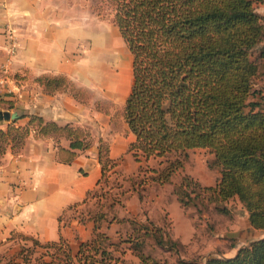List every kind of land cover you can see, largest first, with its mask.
<instances>
[{"label":"trees","instance_id":"trees-1","mask_svg":"<svg viewBox=\"0 0 264 264\" xmlns=\"http://www.w3.org/2000/svg\"><path fill=\"white\" fill-rule=\"evenodd\" d=\"M111 1L113 22L132 55L133 78L122 115L133 135L127 150L138 171L149 173L144 177L153 181L169 182L190 151L203 148L211 156L208 165L220 175L215 184L207 185L182 173L173 188L178 200L184 206L207 207L213 202L217 211L228 213L220 202L237 199L250 224L264 228V96L256 87L258 59L264 57V19L255 5L260 0ZM37 79L49 90L70 89L64 75ZM7 103L14 107L13 101ZM25 115L24 124L16 118L0 127V162L6 145L17 152L32 130L36 135L67 137L68 146L58 144L57 151L65 163L91 145L85 128L34 113L18 117ZM99 160L103 176L111 160L107 147L100 150ZM92 217V235L75 251L62 235L46 242L23 236L31 242L22 244L6 264H137L124 259L122 250L117 253L118 244L101 228L104 219L110 220L102 212ZM125 219L137 231V239L151 236L170 251L183 246L162 226L117 218ZM132 233L120 239L132 240ZM141 244L135 240L131 246L138 264H160ZM37 247L42 249L38 254ZM205 264H264V236L239 246L233 255H210Z\"/></svg>","mask_w":264,"mask_h":264},{"label":"crops","instance_id":"crops-1","mask_svg":"<svg viewBox=\"0 0 264 264\" xmlns=\"http://www.w3.org/2000/svg\"><path fill=\"white\" fill-rule=\"evenodd\" d=\"M93 1L0 0V98L6 100L0 104V110H15L18 116L34 113L58 124L80 126L88 131L92 141L88 148L77 150L69 163L60 161L57 155L58 144L68 146L67 137L36 135L34 130L17 152L10 148L4 152L0 162V262L3 264L15 257L26 243L23 236L46 242L62 235L76 249L81 240L89 238L94 226L93 214L81 218L69 214L64 218L63 215L74 205L84 202L98 184L102 175L100 150L107 147V155L111 158L117 155L119 142L123 144L124 140L127 149L133 138L124 118L118 129L112 111H103L95 104L78 100L68 87L46 89L37 79L43 75H64L76 86L88 90L97 83L117 86L118 78L112 75L108 62L115 56L105 45L107 35L92 7ZM255 5L264 19V0ZM11 35L16 43L12 53L7 51ZM258 65L260 73L256 87L264 93V57L258 59ZM129 90V87L114 89V96H122L124 105ZM92 99L93 102L97 100ZM9 100L14 102V107L8 108ZM18 116L16 123H26L27 115ZM11 120L0 119V127ZM184 168L185 163L182 171L188 173ZM171 195V203L170 200L160 202L168 205L172 216L176 234L172 236L185 245L196 227L188 215L180 212L184 206L177 196ZM237 201L242 213H232L228 226L220 228L215 238L216 246L228 238L231 242L224 250L210 248L208 256L233 255L239 246L264 236V228L252 226L246 208ZM176 205L183 217L181 221L171 211Z\"/></svg>","mask_w":264,"mask_h":264},{"label":"rangeland","instance_id":"rangeland-1","mask_svg":"<svg viewBox=\"0 0 264 264\" xmlns=\"http://www.w3.org/2000/svg\"><path fill=\"white\" fill-rule=\"evenodd\" d=\"M92 7L97 16L102 20L101 24H104L105 34L107 35V43L105 45L110 48L115 56L114 60L108 62L113 72L112 75L115 76L114 78H118V84L114 88L108 83L103 85L97 83L96 86L93 85L88 90L86 87L76 86L70 82L69 87L78 100L90 102L91 105L95 104L98 109L103 111H112L115 126L119 129L123 119V100L122 96H114V89L120 90L122 87L123 89L130 88L133 78L132 55L113 22L112 1L94 0ZM97 51L99 52L100 50ZM106 67L108 68V66ZM102 72H100V75H102ZM105 72L106 74L108 73V71ZM104 94L106 96L100 98ZM261 94L264 96L262 89ZM92 98H97V100L93 102ZM131 137L132 135L129 133V139ZM8 148L11 149L9 145H6V150ZM12 151L15 152L14 150ZM210 158L211 156L207 150L196 148L191 151L189 159L185 161L184 171L190 173L202 184H215L220 172L216 167L208 165ZM154 162L155 160H149L148 163L154 164ZM182 169L175 172L169 182L161 183L146 178L144 176H147L149 173L138 171V163L126 149L123 140V144L118 143L117 155L111 157V160L106 163L103 176L101 175L99 183L91 190L86 200L71 207L63 217L66 218L69 214L71 217L81 218L89 214L102 212L106 220L110 221L107 223L104 219L101 222V228L118 244L116 252L118 253V251L122 250V256L126 260L134 261L137 264L139 263V258L131 249L132 242H135V240H139L142 243L141 246L144 252L153 255L159 260L160 264H205L204 262L208 257V250L210 248H214L215 246L218 250H224L225 245L231 242L230 238H228L225 243L221 244L222 246H216L215 238L220 228L228 226L232 213H242V209L239 207V202L236 199L230 198L220 202L222 206L224 205L228 208V213L217 211L214 208L213 202L209 203L207 207H203L200 203L196 206L192 204L184 206L180 202L184 206L180 209V212L188 215L196 228L194 227L195 231L186 241L185 245L177 247V250H171L170 252L166 251L162 246L155 245L151 236L139 235L137 239L135 237L137 231H132L129 221L126 219L117 220V218L125 216V218L131 217L143 223L151 221L158 226H162L163 230L169 232L171 236H176L173 231V219L167 209L168 205L163 206L160 200H170L169 203L172 202L173 196L171 194H175L173 188L179 181L182 173H184ZM164 202L167 203L166 201ZM198 207L201 208V211H197ZM171 211L176 219L179 221L183 219V217H180L177 205L176 207H172ZM107 224L108 226H106ZM129 231L133 232L131 235L132 240H121L120 238L128 236ZM25 242L29 243L31 241L27 240ZM72 250L75 251L76 247L74 246ZM41 251L42 249L37 247L35 253L38 254ZM178 258H183L188 263H181L178 261Z\"/></svg>","mask_w":264,"mask_h":264},{"label":"water","instance_id":"water-1","mask_svg":"<svg viewBox=\"0 0 264 264\" xmlns=\"http://www.w3.org/2000/svg\"><path fill=\"white\" fill-rule=\"evenodd\" d=\"M18 116L17 111H11L9 112L8 110H0V119L2 118H7V119H14Z\"/></svg>","mask_w":264,"mask_h":264},{"label":"built area","instance_id":"built-area-1","mask_svg":"<svg viewBox=\"0 0 264 264\" xmlns=\"http://www.w3.org/2000/svg\"><path fill=\"white\" fill-rule=\"evenodd\" d=\"M15 48H16V43H15V40L13 39V36L11 35L10 41L8 43L7 51L12 53L15 51Z\"/></svg>","mask_w":264,"mask_h":264}]
</instances>
